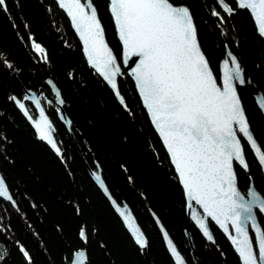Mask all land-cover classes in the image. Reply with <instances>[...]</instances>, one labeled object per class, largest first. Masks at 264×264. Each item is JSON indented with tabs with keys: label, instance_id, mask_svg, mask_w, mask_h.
Instances as JSON below:
<instances>
[{
	"label": "trees",
	"instance_id": "trees-1",
	"mask_svg": "<svg viewBox=\"0 0 264 264\" xmlns=\"http://www.w3.org/2000/svg\"><path fill=\"white\" fill-rule=\"evenodd\" d=\"M91 2L120 61L108 1ZM176 2L190 9L199 45L214 75L228 49L237 56L245 79L264 96V40L249 12L236 9L229 15L217 0ZM6 5L7 11H0V60L7 62L0 63V173L15 206L0 197V256L4 257L0 264H69L78 249H86L88 264H173L153 215L187 264H200L183 232L187 218L181 186L130 77L125 72L117 77L121 105L87 64L67 17L54 0H6ZM32 41L44 49L47 60L33 49ZM47 79L64 101L61 107L70 121L69 130L59 122L55 105L42 98L43 93L50 94ZM25 89L39 92L54 126L59 154L38 139L10 99L22 100ZM238 93L250 129L264 151V118L248 93L239 88ZM25 105L34 116L32 106ZM244 153L250 167L247 173L237 170L238 186L247 184L249 174L255 188L264 193L259 165L245 144ZM87 167H99L112 197L128 204L144 231L145 249L132 241ZM259 220L264 230V219ZM82 225L87 229L86 244L78 236ZM188 228L205 264H239L213 225V243L190 222Z\"/></svg>",
	"mask_w": 264,
	"mask_h": 264
},
{
	"label": "snow or ice",
	"instance_id": "snow-or-ice-1",
	"mask_svg": "<svg viewBox=\"0 0 264 264\" xmlns=\"http://www.w3.org/2000/svg\"><path fill=\"white\" fill-rule=\"evenodd\" d=\"M219 3L229 15L236 9L249 11L259 35L264 37V0H219ZM109 5L122 42L123 63L129 67L135 65L131 67L130 75L134 77L143 105L170 154L188 200L195 201L203 209L204 216L210 217L228 235L241 264H264V230L253 212L256 208L264 213V198L251 187L246 193L238 190L234 167V163L244 170L250 167L242 137L264 171V151L250 130L234 84V81L239 85L246 83L237 56L227 51L222 61V78L214 76L198 43L190 9L176 0H109ZM58 6L66 11L80 34L88 63L116 90L121 67L105 42V30L97 9L90 0H58ZM0 11H7L6 0H0ZM212 14L219 15L216 11ZM32 47L36 52L44 53L35 41H32ZM43 59L47 60L46 53ZM0 63L7 62L0 60ZM7 67L12 65L7 64ZM218 80H222V87L218 86ZM115 94L120 95L118 90ZM56 97L64 103L58 91ZM10 99L28 116L24 103L16 97ZM34 103L39 108V101ZM261 104L264 106V101ZM33 126L39 138L59 153L43 109H40V120L33 121ZM93 176L107 193L101 175L94 172ZM0 197L13 199L3 178H0ZM112 202L135 243L143 249L147 242L131 213L126 211L127 206L121 208ZM190 202L189 208L192 207ZM192 219L203 236L213 240L205 219L195 213ZM249 227L254 237L250 236ZM78 236L82 243H87L86 225L80 227ZM164 238L175 264H184L166 232ZM20 251L30 259L23 246ZM3 258L0 256V260ZM71 264H88L86 249L75 250Z\"/></svg>",
	"mask_w": 264,
	"mask_h": 264
},
{
	"label": "water",
	"instance_id": "water-1",
	"mask_svg": "<svg viewBox=\"0 0 264 264\" xmlns=\"http://www.w3.org/2000/svg\"><path fill=\"white\" fill-rule=\"evenodd\" d=\"M54 1H55V3H56L57 6H58V0H54ZM107 1H108V3H107L108 12H109V15H110V17H111V20H112V23H113V26H114L115 36H116V38H117V40H118V43H119V45H120V61H118V59H117V64L121 67V74H122L123 72H125V73L130 77V79L132 80L133 85H134V88H135V91H136V93H137V95H138V97H139V100H140V102H141V105L143 106V108H144V110H145V113H146V115H147V118H148V120H149L151 126L153 127L155 133L157 134V136H158V138H159V140H160V142H161V144H162V146H163V148H164V150H165V152H166V154H167V156H168V158H169L170 164H171V166H172V168H173V170H174V173H175V175H176V177H177V180H178L179 185L181 186V189H182V192H183V197H184V210H185L184 212H185V216H186L188 222H189V221L192 222V224H193L194 227L198 230V232L201 234V236H202L206 241H209L206 237L203 236V234H202V232L200 231L198 225H196L195 221L192 219V214L195 213L197 216H200L201 218H204L205 221H206V224H208V220L211 221V218H210V217H205V216H204V213H203V209H202L199 205H197V204L195 203V201H191V202H190V201L188 200V197L186 196V194H185V192H184L183 185H182L181 182L179 181V174L176 172L175 165H174V164L172 163V161H171L170 154L167 152V148H166V146H165L164 143H163V139H162V137H160L158 131L155 129V126L152 124V122H151V118H150L149 114L147 113L146 108H145L144 105H143V99H142V97L139 95V91H138V89H137V87H136L134 77H132V76L130 75L131 67H134L135 65L132 64L131 67H129L128 65H125V64L123 63V60H122V42L119 40L118 32H117V29H116V27H115V23H114V18H113L112 15H111L110 5H109V0H107ZM90 2H91V0H90ZM91 3H92V2H91ZM92 4H93V3H92ZM217 4H218V6L220 7V9L223 11V9H222V7H221V5H220V3H219V0H217ZM181 5H184V4H181ZM93 6H94V5H93ZM184 6H185V5H184ZM58 7H59V6H58ZM94 7H95V6H94ZM59 8H60V7H59ZM60 9H61V8H60ZM61 10L64 12L65 16L67 17V19H68V21H69V24H70V27H71L72 31L74 32L76 38L78 39V42H79V44H80V49H81L82 55H83L84 59L86 60L87 64H88V65L92 68V70H93V71H94V72H95V73L101 78V80H102V81H103V82L109 87V89H110L111 92L113 93V95H114V97L116 98V100H117L121 105H124V102H123V103L121 102V100H123L121 94H120L119 96H117V95L115 94L116 91L118 90V87H117L116 90L112 89V87L107 83V81L103 78V76L100 75V73H98V72L96 71V69H95L91 64L88 63L87 55H86V53H85L84 50H83V41H82L81 38H80V34H79L78 32H76L74 26H73L72 23H71V18L67 15L66 11H65L64 9H61ZM248 12H249V11H248ZM249 14H250V13H249ZM97 16H98V14H97ZM250 16H251V15H250ZM98 18H99V17H98ZM251 19H252L253 24H254V26H255L256 32H257V34L259 35L258 30H257V25H256L255 20H254V18H253L252 16H251ZM101 25H102V24H101ZM102 27H103V26H102ZM261 38L264 40V37H261ZM104 39H105V42L108 44V42H107L105 36H104ZM198 43H199V42H198ZM108 46H109V48L112 50V48L110 47L109 44H108ZM200 48H201V47H200ZM201 51H202V49H201ZM227 51H229V50H228V49L225 50V54H224V56L219 60L218 65H217V74H218L217 76H218V77H221V78H222V76H223L222 61L226 58V52H227ZM112 52H113V50H112ZM202 53H203V51H202ZM203 54H204V53H203ZM113 55L116 56V55L114 54V52H113ZM204 55H205V54H204ZM205 57H206V56H205ZM133 59H136V58H133ZM206 59H207V58H206ZM121 74H120V75H121ZM213 74H214V73H213ZM118 76H119V75H118ZM118 76H117V77H118ZM214 76H215V75H214ZM116 80H117V78H116ZM245 80H246V83H245L244 85H239L238 82H235V81H234V84L237 86V94H238V97H239L238 88H239L240 90H242V91L248 93V94L253 98V101H254L255 105H256L257 108L260 110V112H261V114H262V116H263V118H264V106H262V104H261V101H264L263 93H262V91L259 89V87H258L255 83L251 82L249 79H245ZM48 81H51V80H50V79H47V83H48ZM51 82H52V81H51ZM53 85H54L55 87H53ZM48 86H49L50 94H48V93H43V94H42V98L45 100L46 103H50V102H52V103L55 105V107L57 108V118H58L59 122H61V123L65 126V128H66L67 130H69V119H68V117L65 115V113L63 112L62 107H61V103L59 102V100H58L57 97H56V93H57V91L59 92V90H58V88L56 87V85H55L53 82H52L51 84L48 83ZM218 86H221V87H222V80H218ZM118 91H119V90H118ZM119 93H120V92H119ZM25 96L30 97V99H24ZM12 97H15V96H12ZM16 98H17V97H16ZM17 99H18V98H17ZM239 99H240V98H239ZM18 100H20L22 103H24V105H25V102H28V103L32 106V108L34 109L35 114H34V117H32V116L30 115V113H29V111H28L26 105H25V109H26L27 112H28V116H25V115H24V112L19 108V106L16 104V102H15L14 100H12L13 103H14V105H15V107H16L17 110L20 112V114L23 116V118L28 122V124H29L30 127L33 129V131H34V133L36 134V136L38 137V139H40V138H39V134L37 133V131L35 130V128H34V126H33V121H38V120H40V109H43L45 116L47 117L48 121H49L50 124H51L52 136H53V139H54V141H55V138H54V135H53V132H54V126H53V123H52V121L50 120L49 116L47 115V113L45 112V110H44V108H43V105H42V103H41V101H40V95H39V92H37V91L35 92V91H33V90H30V89H25V90H24V96H23V99H22V100H21V99H18ZM35 100H38V101H39V108L36 107V104L34 103ZM240 102H241V101H240ZM241 106H242V104H241ZM242 108H243V106H242ZM29 116L32 117L31 120L28 118ZM61 117H63V118H61ZM246 118H247V117H246ZM250 130H251V129H250ZM251 132H252V131H251ZM238 136H240L239 133H238ZM240 138H242V137H240ZM254 138H255V137H254ZM242 139H243V140L246 142V144H247V141H246L244 138H242ZM40 140H41V139H40ZM255 140H256V139H255ZM42 141H43V143H45V144L49 147V149H50L51 151H53L55 154H59V153H60V151H59V153H57L56 150L53 149V148L51 147V145H49L46 141H44V140H42ZM55 143H56V141H55ZM247 145H248V144H247ZM258 145H259V144H258ZM57 147H58V146H57ZM248 147H249V145H248ZM249 149H250V147H249ZM250 151H251V153H252L254 159L256 160V162H257V164H258V161H257V159H256L255 156H254V152H253L252 150H250ZM258 165H259V164H258ZM259 168H260V171H261V174H262V178H263V181H264V171L261 170V166H260V165H259ZM87 172H88L90 178L93 180V182H94L95 185L97 186V188L100 190V192H101V193L103 194V196L106 198V200L108 201V203H109V205L111 206L112 210H113L114 213L118 216V218L120 219V221H121L123 227L125 228V230L127 231V233L130 235V237H131V239L133 240V242L135 243L134 237L130 234V231L127 229V226H126V224H125V222H124V220H123V217H121L120 214L116 211V206L113 204L112 201H115L116 204L119 205L121 208H123L125 205L127 206V207H126V211L131 213V217L134 218L136 225L139 227L140 231L143 233V231L141 230V227L138 225V223H137V221H136V219H135V216L133 215V213H132L131 209L129 208L128 204L125 203V202H123V203H118V202L112 197V195L110 194L109 191H107V193H105L104 189L101 188V187H99V182L96 181L95 178H94V176H93V173H94V172H98V173L100 174V169H99V167H96V169H92V168L87 167ZM100 175H101V174H100ZM0 178H3V177L1 176V174H0ZM101 178H102V177H101ZM102 180H103V179H102ZM104 185H105V183H104ZM105 187H106V185H105ZM249 187H251V188L254 189V187L252 186V184H249V186H248L246 192L248 191ZM106 188H107V187H106ZM9 194H10V192H9ZM109 196L111 197V199H109ZM1 198H2V197H1ZM262 198H264V197H262ZM3 199H4V198H3ZM4 200H5V199H4ZM6 201L10 202L13 206H15V203H14L13 200H11V201L6 200ZM189 202L192 204V207H191V208L188 207ZM253 212L255 213L254 209H253ZM261 214L264 216V213H261ZM153 220H154V222H155V224H156V227H157V229H158V231H159V233H160V236H161L162 242H163V244H164V247H165L166 251L168 252V254H169V256H170V258H171L173 264H175V258L171 256L170 251H169L168 248H167V240L164 238V233H165V232L167 233V231L165 230V228L162 226V224L160 223V221L158 220V218H157L155 215H153ZM188 222H187V224H186V226H185L183 232H184V235H185V238H186V241H187V245H188V247H189V250L193 253L195 259H196L200 264H205V261H204V259L202 258V256L199 255V254L195 251V249H194V247H193V245H192L191 237H190V235H189V230H188ZM211 222H212V223H213V224H214V225H215V226L221 231V233L224 235V237L226 238V240L229 242V244H230L232 250H233L234 253L236 254V256H237V258H238V261H239V264H241V261L239 260L238 254L235 252L234 246L232 245L231 241L228 239V235L225 234V233L223 232V230L220 229L219 226L215 224L214 221H211ZM257 223L259 224L258 220H257ZM249 229H250V231L252 232V230H251L250 227H249ZM209 230H210V232H211L210 227H209ZM230 231H232V230L230 229ZM211 233H212V232H211ZM232 234H233V235L235 234L234 231L232 232ZM252 234H253V237H254V233H253V232H252ZM143 236H144V233H143ZM167 236H168V239H170V240L172 241V239H171V237L169 236L168 233H167ZM144 239H145V241H146L145 236H144ZM209 242H213V240H211V241H209ZM172 243H173V245L175 246V244H174L173 241H172ZM135 244H136V243H135ZM136 245H137L138 247H140L138 244H136ZM175 247H176V246H175ZM140 248H141V247H140ZM144 248H145V247H144ZM144 248H143V249H144ZM141 249H142V248H141ZM176 249H177V248H176ZM177 251L179 252L178 249H177ZM179 253H180V252H179ZM180 255H181V257H182V259H183V261H184V264H186V261H185L183 255H182L181 253H180ZM71 259H72V256H71V258H70L69 264H71Z\"/></svg>",
	"mask_w": 264,
	"mask_h": 264
},
{
	"label": "flooded vegetation",
	"instance_id": "flooded-vegetation-1",
	"mask_svg": "<svg viewBox=\"0 0 264 264\" xmlns=\"http://www.w3.org/2000/svg\"><path fill=\"white\" fill-rule=\"evenodd\" d=\"M45 101V100H44ZM51 103V102H50ZM241 143H242V147H243V149H244V144L247 146V148L249 149V147H248V145L246 144V142L241 138ZM249 151H250V149H249ZM250 153H251V151H250ZM251 155H252V153H251ZM252 157H253V155H252ZM254 158V157H253ZM256 161V160H255ZM257 163V162H256ZM234 167H235V170H236V172H237V170H240V171H242V172H245V173H247L248 172V169L247 170H244V169H242V168H240L239 166H235V163H234ZM237 176H238V174H237ZM247 178H248V181H247V184L246 185H244L243 187H239L238 186V190H240L242 193H246V190H247V188H248V186H249V184H252V186L254 187V189L259 193V194H261L262 195V197H264V193H261L259 190H257V188H255V186H254V184H253V181L251 180V178H250V176H249V174H247ZM237 184H238V181H237ZM254 211H255V214H256V217H257V220H258V222H259V224H260V220L259 219H264V216L258 211V209H256V208H254ZM187 222H188V220H187ZM190 222V221H189ZM188 222V223H189ZM191 223V225L192 226H194L193 224H192V222H190ZM208 225H209V227H210V229H211V225H213L220 233H221V231L210 221V220H208ZM261 225V224H260ZM196 229V228H195ZM197 230V229H196ZM263 230V229H262ZM198 231V230H197ZM211 232H212V230H211ZM249 232H250V236H252L253 237V234H252V232L250 231V229H249ZM190 235V234H189ZM201 235V234H200ZM212 235H213V233H212ZM221 235H223L222 233H221ZM223 237H224V235H223ZM226 239V238H225ZM209 242V241H208ZM213 242H214V236H213ZM213 242H210V243H213ZM229 243V242H228ZM192 253V252H191ZM193 254V253H192ZM194 256V255H193Z\"/></svg>",
	"mask_w": 264,
	"mask_h": 264
},
{
	"label": "bare ground",
	"instance_id": "bare-ground-1",
	"mask_svg": "<svg viewBox=\"0 0 264 264\" xmlns=\"http://www.w3.org/2000/svg\"><path fill=\"white\" fill-rule=\"evenodd\" d=\"M31 115V114H30ZM32 116V115H31ZM32 117H34V116H32ZM27 122V121H26ZM28 123V122H27ZM30 126V125H29ZM33 130V129H32ZM40 140V139H39ZM42 141V140H41ZM43 142V141H42ZM1 174V173H0ZM101 174V173H100ZM2 176V175H1ZM3 177V176H2ZM102 177V176H101ZM4 179V178H3ZM93 181V180H92ZM95 184V183H94ZM11 195V194H10ZM13 200V199H12ZM14 201V200H13ZM8 202V201H7ZM10 203V202H9ZM12 205V204H11ZM130 208V207H129ZM16 209V208H15ZM159 220V219H158ZM137 221V220H136ZM160 221V220H159ZM138 223V222H137ZM161 223V222H160ZM162 224V223H161ZM139 225V224H138ZM140 226V225H139ZM163 226V225H162ZM164 227V226H163ZM165 228V227H164ZM141 230H142V228H141ZM188 230H189V228H188ZM144 232V231H143ZM130 236V235H129ZM145 236V235H144ZM146 238V237H145ZM133 241V240H132ZM173 241V240H172ZM175 244V243H174ZM176 246V245H175ZM140 248V247H139ZM177 248V247H176ZM141 249V248H140ZM145 249V248H144ZM143 250V249H142ZM179 250V249H178ZM2 251V250H1ZM5 253V252H4ZM168 253V252H167ZM186 264H187V262H186Z\"/></svg>",
	"mask_w": 264,
	"mask_h": 264
}]
</instances>
